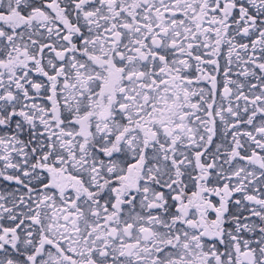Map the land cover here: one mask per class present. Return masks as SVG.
I'll list each match as a JSON object with an SVG mask.
<instances>
[{"label": "snow or ice", "instance_id": "6c2138e0", "mask_svg": "<svg viewBox=\"0 0 264 264\" xmlns=\"http://www.w3.org/2000/svg\"><path fill=\"white\" fill-rule=\"evenodd\" d=\"M0 264H264V0H0Z\"/></svg>", "mask_w": 264, "mask_h": 264}]
</instances>
